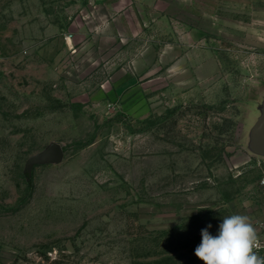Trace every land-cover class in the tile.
<instances>
[{
  "label": "rangeland",
  "instance_id": "374dc122",
  "mask_svg": "<svg viewBox=\"0 0 264 264\" xmlns=\"http://www.w3.org/2000/svg\"><path fill=\"white\" fill-rule=\"evenodd\" d=\"M263 98L264 0H0V264H203L232 214L264 239Z\"/></svg>",
  "mask_w": 264,
  "mask_h": 264
},
{
  "label": "clouds",
  "instance_id": "9594fccd",
  "mask_svg": "<svg viewBox=\"0 0 264 264\" xmlns=\"http://www.w3.org/2000/svg\"><path fill=\"white\" fill-rule=\"evenodd\" d=\"M208 228L210 224L201 230L202 241L195 249L203 264H264V256L258 254L264 243L249 216H225L216 236Z\"/></svg>",
  "mask_w": 264,
  "mask_h": 264
},
{
  "label": "water",
  "instance_id": "95a60500",
  "mask_svg": "<svg viewBox=\"0 0 264 264\" xmlns=\"http://www.w3.org/2000/svg\"><path fill=\"white\" fill-rule=\"evenodd\" d=\"M259 115L248 131L247 148L250 153L264 158V98L258 105ZM65 156L62 145L52 142L44 150L31 155L25 163V173H30L35 165L60 163Z\"/></svg>",
  "mask_w": 264,
  "mask_h": 264
},
{
  "label": "built area",
  "instance_id": "2783aa9c",
  "mask_svg": "<svg viewBox=\"0 0 264 264\" xmlns=\"http://www.w3.org/2000/svg\"><path fill=\"white\" fill-rule=\"evenodd\" d=\"M261 184L264 185V176L261 179ZM261 243H264V239H261ZM258 254L264 256V249L259 250Z\"/></svg>",
  "mask_w": 264,
  "mask_h": 264
}]
</instances>
